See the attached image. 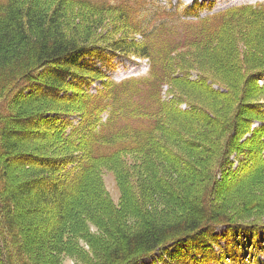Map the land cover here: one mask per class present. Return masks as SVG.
Masks as SVG:
<instances>
[{"label": "trees", "instance_id": "trees-1", "mask_svg": "<svg viewBox=\"0 0 264 264\" xmlns=\"http://www.w3.org/2000/svg\"><path fill=\"white\" fill-rule=\"evenodd\" d=\"M146 8L0 0V264L190 263L218 227L264 232V4L195 22ZM104 50L148 75L110 80L85 61Z\"/></svg>", "mask_w": 264, "mask_h": 264}, {"label": "rangeland", "instance_id": "rangeland-1", "mask_svg": "<svg viewBox=\"0 0 264 264\" xmlns=\"http://www.w3.org/2000/svg\"><path fill=\"white\" fill-rule=\"evenodd\" d=\"M136 2L139 9L145 10L146 0H130V2ZM154 1V0H152ZM162 4H167L171 8L180 14L181 20L195 22L198 19H204L212 15L221 13L230 8L242 6V5H256L264 4V0H155ZM151 10H149L150 12ZM145 12H141L143 15ZM165 16H168L165 14ZM176 18V17H173ZM153 23H161V17L153 18ZM177 31L180 34H184L185 31L178 28ZM171 37V33L168 34ZM180 36V35H177ZM139 38V37H137ZM87 65L93 67L96 70L102 72L110 80L118 83L129 78H142L148 75L149 63L145 58L130 57L124 58L120 55H113L111 52L104 50L99 52L96 56L91 58H85ZM196 72L192 71L190 77L195 78ZM100 82H94L89 86L86 82L81 84V88L89 93H93L99 88ZM161 96L163 100H168L170 97L166 91V86L163 87ZM182 110L188 107L184 104L179 105ZM60 121H71L72 124L77 123L79 118L76 115H61ZM260 125L255 123V126ZM232 161L238 160L236 155L232 156ZM13 161V160H12ZM104 183L106 190L113 202L119 201V190L117 188L114 176L112 173L104 174ZM46 185H39V188H46ZM21 206H24L22 203ZM25 208V207H21ZM51 207H47V210ZM50 218V214L44 216L45 220ZM47 225V224H46ZM44 227V226H43ZM45 228V227H44ZM217 244L211 247L200 248L194 250L190 256L191 262H187V256L184 259L171 258L164 253H156L154 256L142 260L138 264H264V232L258 231L256 233L249 232L246 235L239 237L232 236L228 233L225 227H218L214 233ZM38 239V237H35ZM168 253L171 254L175 251V248L171 245L167 247ZM59 264H76L72 258L64 256Z\"/></svg>", "mask_w": 264, "mask_h": 264}]
</instances>
